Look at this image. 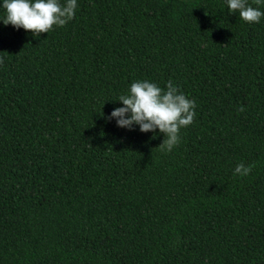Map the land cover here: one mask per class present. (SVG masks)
<instances>
[{
  "label": "trees",
  "instance_id": "obj_1",
  "mask_svg": "<svg viewBox=\"0 0 264 264\" xmlns=\"http://www.w3.org/2000/svg\"><path fill=\"white\" fill-rule=\"evenodd\" d=\"M77 4L39 37L0 7V264H264V17ZM137 80L195 100L170 153L107 119Z\"/></svg>",
  "mask_w": 264,
  "mask_h": 264
},
{
  "label": "clouds",
  "instance_id": "obj_2",
  "mask_svg": "<svg viewBox=\"0 0 264 264\" xmlns=\"http://www.w3.org/2000/svg\"><path fill=\"white\" fill-rule=\"evenodd\" d=\"M226 3L229 13H239L246 23H260L264 17L259 7L264 5V0H254L257 7L251 6L248 0H226ZM0 7L6 12L4 25L11 24L17 30L23 28L39 37L54 30V26H66L74 19L78 4L77 0H66L64 4L60 0H3ZM0 64H3L2 57ZM118 100L123 107L115 108L107 119H115L118 127L129 130L138 125L142 133H155L158 129L164 136L159 148L165 154L179 145L181 129L190 126L196 116L195 100L189 99L171 81L164 89L154 82L137 80L131 84L128 94L120 95ZM245 110L243 106L239 108L240 112ZM254 167V164L239 163L233 175L247 176Z\"/></svg>",
  "mask_w": 264,
  "mask_h": 264
}]
</instances>
